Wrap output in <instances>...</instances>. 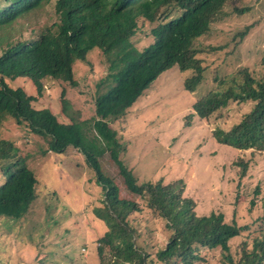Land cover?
I'll return each mask as SVG.
<instances>
[{"label": "trees", "instance_id": "16d2710c", "mask_svg": "<svg viewBox=\"0 0 264 264\" xmlns=\"http://www.w3.org/2000/svg\"><path fill=\"white\" fill-rule=\"evenodd\" d=\"M51 2L0 0V124L13 120L18 126L28 127L31 134L45 141V155L65 153L71 147L83 155L102 192L98 202L101 207L94 210V215L108 227L99 240L101 262L109 252L111 264H213L212 259L216 264H264V230L260 229L264 217L258 218L257 230H246L239 227L234 217L231 223L227 222L223 213L199 215L197 210L201 207L185 195L182 180L168 186L161 182L138 185L132 170L120 160L124 146L110 127L112 121L127 115L161 75L176 66L185 77V90L196 93L207 80V67L203 64L210 59L207 56L203 60L200 54L224 52L226 58L230 56L227 46H197L216 24L230 18L229 0H56L58 22L46 32L32 30L31 34L38 35L29 39L14 38L12 30L19 20ZM140 19L153 25L154 42L143 50H138L132 41ZM253 27L256 25L247 26L236 35L237 44L244 42ZM95 49L103 52L109 64L107 77L97 85L95 118L80 121L73 114L65 91L61 93L60 114L33 106L43 95V80L47 78L77 85L74 65L86 63L88 54ZM252 67L264 68V54ZM218 78L216 87L201 97L193 110L204 119L231 102L253 104L252 110L229 131L217 128L213 132L217 144L233 151L234 156L229 158L231 169L238 171L240 181L246 180L251 169L262 162L263 179L252 192L253 207L255 198L264 193V75H255L242 65L223 81ZM8 81L22 84L12 87ZM29 90L37 92L38 97L29 94ZM244 153L249 155L240 164ZM107 155L119 169L127 190L147 200L168 233V244L155 256L138 247L134 240L135 232L128 219L141 212L138 205L120 199L119 188L101 172V161ZM26 160L14 141L0 140V218L21 220L38 200V179ZM237 195L239 199V192ZM58 199H52L53 203ZM243 231H248L254 240L235 246V240L242 241Z\"/></svg>", "mask_w": 264, "mask_h": 264}, {"label": "rangeland", "instance_id": "374dc122", "mask_svg": "<svg viewBox=\"0 0 264 264\" xmlns=\"http://www.w3.org/2000/svg\"><path fill=\"white\" fill-rule=\"evenodd\" d=\"M55 3L56 0H52L42 10L19 20L12 30L14 38L23 36L29 39L38 35L35 32H46L52 23L58 22ZM227 12L230 18L216 24L206 37L199 39L197 46L200 49L227 46L230 56L226 58L224 52L200 54L203 60L207 56L210 59L203 64L207 67V80L196 93L185 90V77L176 66L161 75L127 115L112 121L110 127L118 133L117 138L124 146L120 160L132 170L138 185L161 182L168 186L182 180L185 195L201 207L197 210L199 215L212 211L223 213L227 222L231 223L234 217L239 227L255 231L260 226L258 218L264 217V193L255 198L253 207L250 202L254 188L263 179L262 162L251 169L246 180L240 181L238 171L231 169L229 158L234 156L233 151L217 144L213 137L217 128L229 131L240 123L253 104L231 102L204 119L193 110L194 104L216 87L217 76L223 81L242 65L248 66L255 75H264V68L252 67L264 54V0H229ZM239 14L247 15L240 17ZM138 25L132 41L138 50H143L154 42L151 36L153 25L142 19L138 20ZM253 25L256 27L244 42L237 44L236 35ZM32 30L35 31L33 34ZM108 65L103 52L95 49L88 54L86 63L74 65L77 85L47 78L43 80V95L33 106L60 114L61 93L65 91L72 112L80 121L95 118L97 85L107 77ZM8 83L19 87L22 81ZM28 92L38 97L37 92ZM63 121L69 124L66 118ZM1 139L14 141L19 152L27 157L26 163L38 179V200L30 214L21 220L0 218V264H111L113 259L109 252L102 257V262L98 255L99 240L108 227L94 215V210L101 207L98 202L102 192L83 155L72 147L65 153L45 155L42 150L47 149L45 141L13 120L1 122ZM248 155L244 153L239 163L244 164ZM101 172L119 188L120 199L138 205L141 212L128 219L135 232L134 240L138 247L155 256L168 244L169 236L163 223L146 199L127 190L109 155L101 161ZM56 196L59 199L53 203ZM205 209V212L201 211ZM260 229L264 230V223ZM248 234V231L244 232L241 242L235 240V246L253 241L255 237L250 238ZM212 263L216 264L214 259ZM153 264L159 263L155 261Z\"/></svg>", "mask_w": 264, "mask_h": 264}]
</instances>
